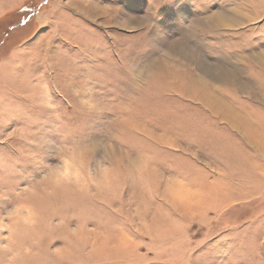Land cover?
<instances>
[{
    "label": "rangeland",
    "instance_id": "obj_1",
    "mask_svg": "<svg viewBox=\"0 0 264 264\" xmlns=\"http://www.w3.org/2000/svg\"><path fill=\"white\" fill-rule=\"evenodd\" d=\"M0 264H264V0H0Z\"/></svg>",
    "mask_w": 264,
    "mask_h": 264
}]
</instances>
